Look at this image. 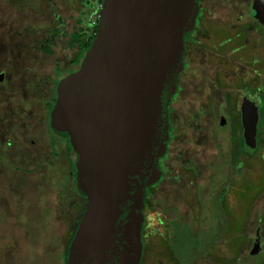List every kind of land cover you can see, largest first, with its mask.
<instances>
[{
    "label": "rangeland",
    "instance_id": "374dc122",
    "mask_svg": "<svg viewBox=\"0 0 264 264\" xmlns=\"http://www.w3.org/2000/svg\"><path fill=\"white\" fill-rule=\"evenodd\" d=\"M27 1V4H30L36 3L37 0ZM214 1L209 4L205 2L203 4L204 11L205 13L215 11L212 16H223L224 20L227 18L225 21L222 19L226 25L236 15L238 16V13L242 12L241 16L245 13V4L243 3V11L240 12L237 6L238 11L233 9V12H229L228 4L223 7L222 2L219 5L218 0ZM56 2L62 4L52 5L51 0L50 6L52 10L57 8L55 9V16H59L64 21L66 30L70 33L76 23L72 18L75 13L70 9L74 10L76 8V11H81V3L68 0V3L71 2V7L69 6L70 9H67L63 4V0H56ZM234 2L233 0L232 5ZM19 4L20 2L15 6L13 4L10 8L0 7V72H4V83L0 87L3 88V90H0V264H63L64 254L71 240L70 238H72L85 208V202L76 192L71 174L74 155L67 154L63 140L53 138L50 131L47 133L48 124L41 125L40 119L44 117L43 114L38 113L41 110V104L38 106L31 104L33 107L30 104L23 105L22 103L27 98H24L21 92L18 91L21 90L20 81L30 75L28 71L32 70V73L37 75L35 73L36 66H39L40 69L43 68V78L44 76L53 78L54 59L62 61L64 67H67L66 64L69 62L68 59L72 58V53L66 50L65 43L67 40L59 37L52 47L54 50L53 57L43 55L38 49L48 37L54 14L44 12V8L40 10V13H36L29 5L20 6L19 9ZM210 19L212 23L207 27H215L214 30H217L219 25L216 24L214 18ZM203 27L206 29V26ZM257 28L259 29L258 26ZM203 31L198 28L195 34L206 38L208 34L206 35ZM240 35L244 36L243 31ZM196 41L198 43L196 45L200 46L196 48V52H192L190 55L189 60L192 61V64L201 59L197 53L198 49L205 55L204 47H201L204 40L196 38ZM213 49L215 55L212 56L211 66L204 61L200 64H193L192 67L186 68V72L181 78V81L184 82L182 84L184 90L180 91L177 97V111L171 110L172 116L177 113L174 116L173 124L178 128L173 132V140L168 146L169 167L174 174L182 173L185 176V162L192 160L198 173L196 175L198 176L196 177L197 183L195 182L194 185L198 189H204L209 186L210 181L208 178L213 175L211 166L219 161L223 163H220V165L225 167L226 174L220 176L218 172L216 173L214 181L207 188L208 194L206 195L209 196V200H212L221 194L224 195V193H219V190L223 189L226 192V205L231 211L234 210L235 212V215L231 213L229 222L235 218L237 221L240 219V225L238 223L235 229V235L237 234V236H229L234 237L236 253L227 254L226 259L215 258L216 264H221V262L222 264H261L264 261V255H256L255 257L248 253L252 248L257 226L258 229L261 228L260 234L264 241V184L262 183V181L264 182V114L262 112L263 119L259 123L261 148L253 157L248 158L246 155L248 154L247 149L244 152L245 155L237 154L239 148L237 144L229 143L232 147L230 148V145H225V138H220L223 142L220 151L215 146L217 142L214 140L210 129L213 122H218L217 116H213L208 110L203 115L199 109L203 103L208 101L205 97V91L210 86L209 79L213 78L214 71L219 73L222 70L221 68H226L224 71L230 73L234 70V73H236V66L239 70L240 64L236 61V66H231L228 69L227 59L232 58L230 53L226 52L223 55L225 59L223 61L221 55L219 60L218 48L214 46ZM241 49L242 51L246 49L244 40L241 42ZM261 71H264V67L261 68ZM239 72L258 74L251 66L245 70L241 69ZM20 74H23L22 79L16 80V77ZM5 88L8 89L5 90ZM52 89H54L53 84L50 89V103L56 98ZM222 93L220 94L223 95ZM31 96L32 89L30 90V98ZM217 98L221 99L219 93ZM257 106L260 111L264 109V98L258 99ZM197 113L200 114L197 115ZM199 117L205 122L207 128L204 127L206 129L193 121ZM235 176L241 185V189L236 192V197L233 193ZM176 180L181 184L175 182L174 187H177L175 191L174 187H169V189L168 186H163V192L160 196L148 191L149 195L144 201L146 208L143 209L144 223L142 230L145 226V215H147L150 226L153 224L154 228L162 229L158 225L159 220L167 221L169 224L167 230L165 228L163 231L164 244H162V248L158 249L170 250V236L171 239L175 236L173 240L176 241V245L181 243L177 250L182 247L185 251L189 238L193 242L194 237L199 236L202 240L203 237H206L204 245L209 250L212 242L217 240L210 237L211 233L208 230L206 231V228H204L205 232L203 231L204 225L200 222V214L196 211L204 209L205 212L202 213V216L207 222H209L210 216L213 219L217 217L216 212L220 213L218 216L221 218H228V216L224 209L219 210L220 206L218 209L216 201L210 205V209H207L208 200H204L202 203L199 201L200 203L194 206L192 201H187L185 179L181 181L177 177ZM257 182L262 183V186L253 187L252 190L247 192L249 184L255 185ZM237 186L239 185L237 184ZM244 191L249 193L248 198L250 199L246 200L243 205L241 196ZM151 203L154 205L152 210ZM165 204L171 207L165 206ZM187 206H193L194 208L192 211L193 217L195 216L193 227L188 225L190 221L187 220L189 217ZM239 207H244L242 210L245 212L246 217H241L243 211H239ZM170 208L173 209L172 213H169ZM163 210L166 211V214ZM162 212L165 216L161 215ZM171 220H174V222L170 224L169 221ZM177 220L181 221L179 225ZM224 220L226 223V218ZM216 221V224H219L218 219ZM213 228L215 231L213 233L217 235L218 229ZM191 229L194 235L189 234ZM146 232L147 230L144 231V234ZM153 236V234L147 235V239L144 236L141 237L142 259L140 264L141 262L143 264L145 258L147 260L148 257L152 262L156 260L155 242L153 241L155 238ZM184 236H186V239L188 237V240H185ZM197 239L199 238L197 237ZM228 240H231V238ZM192 242L190 243L192 244ZM204 245L202 244L198 249L200 248L199 250L203 251L205 249ZM191 249L194 257L196 250L195 248ZM161 254L166 255L165 253ZM182 254L185 255V252ZM166 256L170 257V255Z\"/></svg>",
    "mask_w": 264,
    "mask_h": 264
},
{
    "label": "water",
    "instance_id": "95a60500",
    "mask_svg": "<svg viewBox=\"0 0 264 264\" xmlns=\"http://www.w3.org/2000/svg\"><path fill=\"white\" fill-rule=\"evenodd\" d=\"M198 12L197 0H103L91 47L59 81L50 128L77 156L75 188L86 202L67 264H140L144 201L161 177L168 107ZM251 15L264 26V0L252 1ZM258 114L244 98L242 137L250 150Z\"/></svg>",
    "mask_w": 264,
    "mask_h": 264
},
{
    "label": "flooded vegetation",
    "instance_id": "af4514ba",
    "mask_svg": "<svg viewBox=\"0 0 264 264\" xmlns=\"http://www.w3.org/2000/svg\"><path fill=\"white\" fill-rule=\"evenodd\" d=\"M75 1L76 2L79 1L81 3L80 4L82 7L81 11L80 10L76 11V8L74 10H71L72 8L71 9L68 8L69 6L71 7V2L68 3V0H63L64 6L67 9H70V11H73L75 13V16L72 18L76 21V19L79 16H81L82 13H84L85 14L84 16L86 17V19H92V17L94 16V14L92 13L94 10L93 6L97 2V0H75ZM197 1H198L199 12H198L196 20H195V25L193 26L194 27L193 31L190 34H188L187 36H185V53H184V60H183L184 67L178 76L176 86H175L176 91H175V94L172 97L170 104H169V107H168V116L167 117H169V123H170L169 139H168V143L166 146L167 147L166 153L159 160V165L161 168V177L157 181L156 184H154L153 186H151L147 189L146 198L149 195L148 191H150V193L151 192L155 193L156 196L162 195L163 186H165V187L168 186V188L169 187L173 188L175 182H177L176 178L179 177L181 179V181L183 179H185V181H184L185 184L184 183L183 184L186 185L185 186L186 187V194L188 195L187 201H192L193 205L195 206V204H198L200 202L202 203L204 200H208L207 209L210 207V205H212L214 203V201H216V204L218 205V209L220 206L219 210H221V208L224 209V206L226 203L224 195L221 194L218 197H215L216 200H215V198H213L212 200H209L208 199L209 196H207L206 194H208L207 188L210 186L211 182L214 181V179L216 177V173L218 172V174H220V176L226 174V172L224 171L225 167H223V165H220V163H222V162L219 161L214 166H211V168H213V170H212L213 175L211 178H208L210 181L209 186L207 188H204V189H202V188L198 189L196 187V185H194L195 182L197 183L196 177H198V176H196V175L198 173H197V170H195V168H194L192 160H187L185 162L186 163L185 164V167H186L185 176L182 173L174 174L171 171V169L169 167L170 166V159H169V157H167V152H168V148H169L168 146H170V143L172 142L173 137H174L173 132L178 128V127H175L173 124L174 116H176L177 113L174 116H172L171 110L173 109V110L177 111V109H178L177 108V100H178L177 97H178L180 91L182 92L184 90V88L182 87V84L184 82L181 81V78L185 74L186 68H190V66L192 67L193 64L195 65L196 63L200 64L203 61L210 64V66H211L212 56L215 55V50L213 49L214 46H216L218 48V55L222 56L223 61H225L223 55L226 52H229L230 55L232 56V58L227 59L228 69L231 66L235 67L236 66L235 63L237 61V63L240 64L239 70H238V67L236 66V69H235L236 73H234V70H232L230 73L228 71H224L226 68H221L222 70L219 73H216L214 71L213 78L209 79L210 86H209L208 90L205 91V97L207 98L208 101L206 103H203L202 107L201 108L199 107L200 108L199 110H201L200 113H202L203 115H204L205 111L208 110V112L210 114H212L213 116H217L218 122L217 123L213 122L212 128L210 130L212 131L211 133H212L214 140L217 142L215 146H217V148H219V151L221 150V146L223 145V142L220 138H225V140H226L225 145H227V144L230 145V144H234V143L237 144V147H239L237 150V154L239 153L240 155H242L241 149H240V147H241L240 142H241V140H243V137H242L243 131H242L241 117H240V108H241L242 101L244 100V98H246L249 101L253 102L257 106L258 99L264 98V94H263L264 93V79H263L264 71H261V68L264 67V26L259 25L257 20L254 19L253 16L251 15V5H252L253 0H240V2H239V0H234L235 2L233 5H232L233 0H218L217 3H219V5H220L222 2L223 7L227 6V4H228V6H229L228 11L229 12H233V9L235 11H238L237 6L239 7V11L241 12L244 10L243 4H245V13L242 14L243 16L240 15L242 12L238 13V16L236 15L234 17V19H232L228 23V25H226L224 22L225 20H227V18L224 20L223 16H219V15L217 17L212 16L213 13H215V11H213V13H212V11H208L207 13H205L204 8H203V4L205 2L209 4L211 1H214V0H197ZM18 2H20L19 9H20V6L25 7V6L29 5V7L34 9L36 13H40V10L42 8H44V12H47L48 14L50 12H52L54 14L52 16V18H53L52 23L54 21L58 22L60 26L58 27V25H57V27L61 30L60 32H63V33L66 32L67 33L66 25H65L64 21L61 22L60 17L55 16V12H56L55 9H57V8H54V10H52V7L50 6L51 0H37L36 1L37 4L36 3L27 4L28 3L27 0H0V3L2 4V5L0 4V7L10 8L11 5L14 4L13 6H15L16 4H18ZM52 3H53L52 5L62 4L61 2H56V0H52ZM214 3H215V1H214ZM59 7H61V6H59ZM204 14H206V15H204ZM210 18H214L215 19L214 21H216V24L219 25L217 27V30H214L215 27H213V28L207 27V26H209V24L212 23ZM244 19H246V20L244 21ZM203 26H206V29ZM257 26L259 27V29L257 28ZM198 28L201 31L205 30L203 32L206 35L208 34L206 38L204 36H200V35L195 34L198 31ZM63 29H64V31H63ZM242 31L244 33V36L240 35V33ZM71 32H72V30H71ZM196 38L199 40L200 39L204 40L201 47H204L205 55H203V52L198 49L197 53L200 55L199 57L201 59L196 60L192 64V61L189 60L190 55L192 52L193 53L196 52V48H198V46H200V45H196V44H198L196 41ZM60 39H62V38H60ZM242 40H244V43H246V49L243 51L241 49ZM235 43H236V45H235ZM221 50H222V52L220 53ZM221 56L219 57V60H220ZM249 66H251V68L253 70H255L258 74H253V72L252 73L249 72L250 74H246L244 72H239V71H241V69L245 70V69L249 68ZM78 69H79V67H78ZM78 69L76 67H74V69H73L74 71L67 74V76L76 72ZM3 75H4V72H0V87H1V84L4 83V76ZM67 76L65 75V77H67ZM65 77L63 76V78H65ZM33 79H35L36 83L33 86H28L29 80L31 82ZM62 79H60V80H62ZM16 80H19L18 77H16ZM189 81H190V79H189ZM20 82H21V90L18 92H21L22 96L24 98H27L26 101L23 102L22 104L23 105H25V104L29 105L30 104V106H31V104L32 105L35 104L36 106L41 104L40 105L41 110L38 111V113L43 114L44 117H41L40 122H41V125L48 124V129H47L48 132L47 133H49V131H50V120L49 119H50V111L51 110L49 109L48 101H45V102L39 101L38 98L41 97V98H44L46 100V98L51 96V90H50L51 89V80H48V78L46 76H44V78H43V76L38 77V76L27 75L26 79H23V81L21 80ZM58 82L55 85V89L57 88ZM222 85H224L225 87L223 88ZM7 89L8 88H5V90H7ZM31 89H32V96L30 98V90ZM0 90H3V88H0ZM224 90H226L227 92H225ZM55 92H56V90H55ZM221 92H223L222 93L223 95L220 94ZM218 93L221 96V99L217 98ZM55 95H56V93H55ZM31 107H33V106H31ZM263 110L261 109V111H260L258 109V113L260 114ZM193 112H195V111H193ZM200 113H197V115ZM222 119H223L224 123L221 125ZM261 120H262L261 116L259 115V122L257 125V136H256V143L257 144H256V148L254 149L255 152H251L250 149L244 145V147L248 149V154H246L248 156V158L253 157L254 154L256 155L258 150L261 148L260 138H259V125H260L259 123ZM193 121L195 123H198V125H200L201 127L206 126L205 122L200 117L195 118V120H193ZM42 128H43V126H42ZM206 128H207V126H206ZM50 133H51V131H50ZM52 137L54 138L55 136L52 135ZM229 147L232 148L231 145ZM256 149H257V151H256ZM254 150H252V151H254ZM73 155H75V154L73 153ZM239 163H241V162H239ZM235 171H234V175H235ZM71 174L73 175V173H71ZM173 176H174V178H172ZM236 178L237 177L235 176V182L233 185V190H234L233 193L235 195L234 197H236V192L239 189H241L240 182L237 181ZM177 184L180 185L181 183L177 182ZM237 184L239 186L236 187ZM249 185H250V190H252L253 187H259L260 185L262 186V183L257 182V184H255V185H253V184H249ZM176 188L177 187H174V191ZM222 191H223V189H220L219 193H225V191H223V192ZM168 192L170 193L171 191H168ZM253 194H255V193H253ZM146 198H145V200H146ZM195 200H197V201H195ZM153 204H154V202H153ZM153 204L151 206V210L154 208ZM85 205H86V202H85ZM165 206L171 207L168 204H165ZM143 207L146 208L145 205ZM187 209H188L187 211H188V215H189L187 220L190 221V222H188V221L187 222H188L189 226L193 227V222H195L194 221L195 216L193 217L192 211L194 208H193V206H187ZM172 211H173V209L170 208L169 213H172ZM214 211H215V208H214ZM196 212L200 214L199 215V217H201L200 222L202 223V225H204L203 231L205 232L204 228H206V231L208 230V232L211 233L210 237L212 239L217 240L216 242L214 241L215 243L212 242V245L209 247V250L207 249V250H205V252L197 250L196 255H195L196 258L194 259L195 256L194 257L192 256L194 254L192 249H191L192 245L189 246L188 241H187V245H186L187 247L185 250V255L179 254L178 252H176L172 248L171 245H169L170 250L164 251V250L158 249V248H162V244H164L165 237H164L163 231L165 230V228L167 229L169 227V224L167 223V221L163 222L162 220H159L158 225H159V227L162 228L161 230H159L160 228L159 229L154 228L153 224H152V226H150V221L147 218V215H145L146 216L145 226H144V229L142 230V235L146 239H147V237H146L147 235L148 236H150L151 234L154 235L153 236L155 238V240H153L155 242L154 248H155V252L157 255L154 253L156 256L155 262H152V260H150L148 257L149 260L148 259L146 260V258H145V261L143 264H210V263L216 264L215 258L226 259L227 254H229L231 252L236 253L234 237L233 238L229 237V236H232L233 231L235 229L232 228L233 224L230 225L231 227L227 226L230 223L229 222L230 217L229 216H228V218L225 217L226 223H227L226 224L225 220H224L225 218H223V217L221 218L220 216H218V214H220V213L215 211L217 213V217L213 219V217L210 216L209 222H207L204 219V217L202 216V213L205 212L204 209H202V210L199 209ZM231 212H233V215H235L234 210H232ZM164 214H166V211H164ZM164 214H163V212L161 213L162 216H165ZM217 219H218L219 224H216ZM177 221L180 224L181 221L180 220H177ZM232 221L235 222V224H236L237 219L235 218ZM172 222H174V220L169 221L170 224ZM213 227H216L218 229L217 235L214 234L215 231H214ZM259 228H260V225H259ZM145 230H147L146 234H144ZM226 230H227V232H226ZM260 230H261V228L258 229V226L255 229V233L258 232L257 234L259 235V240H260V244H261L260 252L256 255H264V241L261 238V234H260L261 231ZM189 234L194 235V232L192 231V229L190 230ZM233 235H235V234H233ZM143 236H141V237L143 238ZM160 236H161V238H160ZM230 238H231V240H229V242L227 243V239H230ZM254 239H255V236H254ZM254 239L252 241L251 250L253 249ZM251 250H249L248 254H251ZM181 252H182V250L180 251V253ZM161 253H165L166 255H170V257H167L166 255L161 254ZM141 259H142V257H141ZM263 263H264V261L261 264H263ZM141 264H142V262H141ZM221 264H222V262H221Z\"/></svg>",
    "mask_w": 264,
    "mask_h": 264
},
{
    "label": "trees",
    "instance_id": "16d2710c",
    "mask_svg": "<svg viewBox=\"0 0 264 264\" xmlns=\"http://www.w3.org/2000/svg\"><path fill=\"white\" fill-rule=\"evenodd\" d=\"M102 3H103V0H97V2L94 4V6H93L94 10L92 12L94 14V16L98 12V7L102 6ZM84 15L85 14L82 13V15L79 16L76 19L75 26L72 29L71 33L60 32L61 30L58 28L60 26L59 23L56 22V21H54L53 23L51 22L52 26L49 29L48 37L45 39L43 44L38 49L39 51H41L43 53V55L52 56L53 57L54 50L52 49V47H53V44L56 42V40L59 37L62 38V39H66L67 40L66 43H65L66 44V50L72 53V55H71L72 58L70 57L71 59H68L69 62H68V64H66L67 67H64V64H63L62 61L54 59L55 61L53 62V69H52L53 78H51V77L48 78V80H51V85L52 84L54 85V89H55V85L57 84V82L60 79H62L63 76L65 77V75L67 76V74H69L70 72L74 71L73 70L74 67H76L78 69V67L81 64L80 62L82 61V59H83L84 55L86 54V52L91 47V44H92V42H93V40H94V38L96 36L97 25H98V21L99 20H97V21H93L92 20L91 21V19H86V17ZM61 22H62V20H61ZM57 25H58V27H57ZM63 31H64V29H63ZM32 72H33L32 70L28 71V73L31 76L40 77V76L44 75L43 68L40 69L39 66H36V72L35 73L37 75L33 74ZM22 76H23V74H20L17 77H18V79H22L21 78ZM35 83H36V81H35V79H33L31 82L28 83V86H33ZM54 89H52V90L54 91V96L56 97V95H55L56 92H55ZM55 99L52 101V103H50V96L48 98H46V100L44 98H41V97L38 98L39 101H43V102L48 101V105H49V109L50 110H51L52 106L54 105ZM262 112L264 114V110ZM262 112L259 114L261 116V119H263ZM50 131H51L52 135H54L56 138L64 141L65 150L67 151V154H73V151H72V148L70 146L68 138L59 136L57 134L55 135L52 132L51 128H50ZM240 146H241L240 147L241 154H244L245 149H247V148L244 147L243 140H241ZM250 151L251 152H255V150L254 151L250 150ZM256 151H257V149H256ZM76 159H77V156L74 155V161H73V164H71L72 165V173H73L72 178L74 179V187H75V162H76ZM262 183L264 184L263 181H262ZM178 225H179V223H178ZM73 236H74V234H73ZM73 236H72V238H73ZM173 237H175V236H173ZM173 237L171 239V236H170V241H169L170 245L172 246V248L176 252H178L179 254H182L183 252H185L182 247H180V250H177L178 246L181 245V243L176 245L177 243H176L175 240H173ZM197 237L199 239H197ZM160 238H161V236H160ZM184 239L188 240V237L186 239V236H184ZM205 240H206V237H203V240H202L201 237L195 236L193 242L190 241V238H189L188 243H189V246L192 245L191 247L195 248V250L197 252V250L200 249V248L198 249V247H201L202 244L203 245L205 244V242H204ZM71 241H72V239L70 240L69 245H70ZM190 242H192L193 244H191ZM182 243H184V242H182ZM69 245H68V247H67V249L65 251V254H64L63 264H67V255H68V251H69ZM204 248L205 249L203 250V252H205V250H207V247H205V245H204ZM181 250H182V252L180 253ZM185 250H186V247H185ZM195 258H196V256L194 257V259Z\"/></svg>",
    "mask_w": 264,
    "mask_h": 264
},
{
    "label": "crops",
    "instance_id": "0c3cea01",
    "mask_svg": "<svg viewBox=\"0 0 264 264\" xmlns=\"http://www.w3.org/2000/svg\"><path fill=\"white\" fill-rule=\"evenodd\" d=\"M51 28V27H50ZM260 126V125H259ZM243 156V155H242ZM227 165V164H226ZM228 166V165H227ZM252 188V187H251ZM250 190V186H249V188L247 189V192ZM247 192H245L244 191V194L241 196V199H242V201H243V205L245 204V202H246V200H248L249 198H248V194L249 193H247ZM224 197H226V192L224 193ZM227 203H225V206H224V210L226 211V215L227 216H229L230 217V215H232L231 213H233V212H231L230 211V209H229V207H228V205H226ZM246 207V206H245ZM242 208H244V207H239V211L241 210V211H243L242 210ZM228 211V212H227ZM245 212L243 211V214L241 215V217L242 216H245L246 217V215L244 214ZM240 217V218H241ZM229 220H230V218H229ZM233 220V219H232ZM230 221V223L227 225V226H230V225H232L233 224V226H232V228H234V229H236V227L238 226V223H239V225H240V219H239V221H236V224H235V222H233V221ZM245 221H246V219L244 220V223H245ZM232 222V223H231ZM231 227V226H230ZM228 228V227H227ZM233 229V230H234ZM235 230L233 231V234H235ZM232 234V235H233ZM236 236H237V234H236ZM232 238V237H231ZM255 240V239H254ZM229 242V240L227 239V243Z\"/></svg>",
    "mask_w": 264,
    "mask_h": 264
},
{
    "label": "built area",
    "instance_id": "2783aa9c",
    "mask_svg": "<svg viewBox=\"0 0 264 264\" xmlns=\"http://www.w3.org/2000/svg\"><path fill=\"white\" fill-rule=\"evenodd\" d=\"M101 9V6L98 7V12L96 13L95 17L93 18V21L99 20V10Z\"/></svg>",
    "mask_w": 264,
    "mask_h": 264
}]
</instances>
